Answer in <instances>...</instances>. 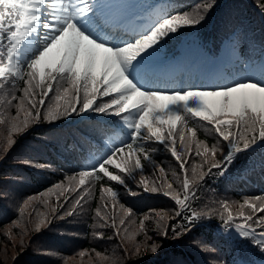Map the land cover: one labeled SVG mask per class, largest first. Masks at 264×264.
Returning <instances> with one entry per match:
<instances>
[{
	"label": "snow or ice",
	"instance_id": "obj_1",
	"mask_svg": "<svg viewBox=\"0 0 264 264\" xmlns=\"http://www.w3.org/2000/svg\"><path fill=\"white\" fill-rule=\"evenodd\" d=\"M134 7L135 4H116L110 0H0V125L8 126L6 149L14 143L13 133H21L41 119L54 122L89 111L114 115L119 118L116 128L126 139L111 142L108 150L90 168L79 171L78 182L76 175L67 177L69 183L75 182L71 191L77 195L73 197L74 203L65 197L67 203H72V208L65 211L64 216H73L76 209L82 207L88 188L79 192L77 189L89 180L106 177L108 181L124 185L130 195H136L127 187L126 179L135 180L136 174H140L139 185L144 191H162L178 207L175 216H183L186 221L178 230L175 225L165 223L173 218L168 211L150 210L156 212L161 236L167 237L171 227L173 238H180L192 231L200 217L218 213L229 228L233 227L234 220L239 219L241 222L234 225L237 238L251 241L254 247L264 252V196L244 198L241 202L221 201L219 210L197 212L189 205L190 200L198 198L194 185L213 175V169L217 170L216 175H224L237 154L264 145V63L261 64L259 80L249 77L223 87L170 92L142 87L138 66L159 46L162 38L180 28L195 26L204 17L199 9L194 13H165L150 6V23L129 28L128 12ZM211 7L210 3L203 5L204 10ZM260 7L264 9V3ZM117 31L122 34H116ZM18 80L23 82L19 89ZM17 91L21 93L19 96ZM53 91L54 97L49 95ZM99 97L109 99L98 103ZM50 99L55 103H48ZM11 108H15V115L11 114ZM189 116L206 121L219 137L211 146L205 141H196L195 155L203 159L200 165L192 164L191 178L187 174L188 161L182 158L184 154L191 158L192 138L197 134L195 128L189 127ZM177 134L183 153L176 147ZM153 139L164 145L179 162L183 179H180V173L172 171L179 189L167 179L165 169L153 162L150 152L156 149L149 150L145 144ZM224 142H227L226 146L221 147ZM142 160L159 170L162 188L149 186L143 175L147 165ZM25 163L31 164L29 161ZM203 165H209L207 171L202 170ZM109 166L118 172L110 171ZM53 188L61 189L63 185L58 183ZM66 191L69 189L63 188L60 195ZM100 191L111 197L115 207L119 194L104 185ZM36 199H26L19 208L20 213L23 215ZM101 200H104L103 195ZM107 207L105 202V210ZM119 208L123 215L118 223L115 214L110 220L108 215L102 214L100 207L95 209V214L104 221L101 226L112 227L117 236L123 231L125 240L132 242L124 254L139 256L142 247L157 252L156 243L141 245L135 241L136 233L121 228L126 223L125 218L132 215V209L123 204ZM185 210L190 211V215H184ZM51 212L54 218H64L56 215V207ZM149 218L145 216L139 221L140 231L145 230L144 220ZM48 223L49 220L40 219L34 223V231L39 232ZM201 247L211 251L206 245ZM78 255L84 257L86 251ZM96 256L108 259L99 252Z\"/></svg>",
	"mask_w": 264,
	"mask_h": 264
},
{
	"label": "trees",
	"instance_id": "obj_2",
	"mask_svg": "<svg viewBox=\"0 0 264 264\" xmlns=\"http://www.w3.org/2000/svg\"><path fill=\"white\" fill-rule=\"evenodd\" d=\"M250 2L256 5V9L250 7L246 0H156L151 5L155 10L165 13L177 11L194 13L199 9L204 17L195 26L180 28L176 33H169L163 37L157 54L160 56V53L172 52L171 57H175L187 43V40L181 36H185L184 34L193 28H197L196 35L199 39L206 35L207 39L216 37L223 40L226 37L224 33H228L229 40L234 41L231 42V46L237 57L232 59V62L224 64L223 68L221 65L213 68L206 75V78L213 76L211 83L197 84L206 86L205 89L217 88L216 85L211 87L212 84H219L215 79L217 74L222 72L223 76L229 79L233 74L238 73L236 64L243 66L248 60L256 65L258 57H264V16L257 12L259 8L264 14V9L260 7L264 0H250ZM205 3L212 4V7L204 10ZM149 12L150 6L145 14L144 26L150 23ZM237 26L240 31L232 35V31ZM156 59L159 60L158 64L161 62L159 68L172 73L175 79L183 70L186 72L190 68L189 63H185L183 58L179 62L173 58L167 63L164 58L156 57ZM16 83L17 89L23 87L22 81L18 80ZM177 87L178 83L175 80L169 84L167 90L174 91ZM186 87L190 89L191 86ZM20 94L17 91V95ZM49 95L54 97L55 92ZM10 112L15 115V108H11ZM79 115L73 114L63 118ZM57 120L60 123L56 125L48 124L49 122L41 119L38 122L40 125L31 127L25 134L13 133L14 143L7 149L8 126L0 125V264H113V262L114 264H240V262L245 263V259L252 257L253 254H262L259 248L251 244V241H238L234 226L229 228L225 225L218 213L200 217L192 227V231L180 238H173L171 227L168 228L167 237L161 236L156 212L150 210L168 211L173 218L166 220L165 223L175 225L178 230L181 225L186 224V221L183 216H175L178 207L173 200L164 196L162 191H144L143 186L139 185L140 174H136L135 180L130 177L126 179L127 187H130L136 195H130L124 185L108 181L106 177L101 180H89L86 185L77 189L79 192L84 187L88 188L82 207H78L73 216H64V212L72 208V203H67L65 197L73 201V197L77 195L76 192L71 191V188L75 187V182L69 183L67 177L76 175L78 182L79 171L90 168L95 163L99 157L87 161V152L101 151L99 136L106 132L107 127L95 118H80L74 123H61L60 118ZM189 127L195 128L197 134L192 138L191 158L189 159L187 154L182 158L188 161L187 174L191 178L192 164L200 165L203 159L195 155L196 141L202 140L211 146L217 143L219 137L206 121H199L189 116ZM121 139L126 137L120 136L119 141ZM145 144L149 150L156 149L150 152L153 162L165 169L167 179L179 189L180 185L172 176L173 170L180 173L179 162L164 145L154 139L146 141ZM226 144L227 142H224L220 146L225 147ZM176 147L179 152H184L178 134ZM219 156L220 153L217 154V158ZM142 162L147 165L143 175L149 186L162 188L159 170L143 160ZM36 165H45V167ZM208 167L209 165H203L202 170L207 171ZM109 170L118 172L111 166ZM212 172L213 175L205 177L203 181L194 185L198 198L190 200L189 205L197 212L208 209L219 210L221 201L241 202L244 198L264 196V145L254 146L251 151L237 154V158L228 166L224 175H216V169ZM180 179H183V173H180ZM58 183L69 191L60 195L63 188H53ZM101 185L110 186L119 194L115 207L111 197L107 193H101ZM29 197H37V199L31 202L22 215L19 208ZM105 202L108 205L106 210ZM120 204L132 209V215L125 218L126 223L121 228L126 227L129 233H136L135 241L141 245L156 243L157 252L152 253L150 249L145 250L142 247L141 255L126 256L125 249L130 248L132 242L125 240L123 231L117 236L112 227L101 226L104 221L96 216L95 209L100 207L102 214L108 215L110 220L115 214L118 223L119 217L123 215L119 208ZM53 207L57 208L56 215L63 216V219L54 218L51 212ZM233 210L235 211V207ZM184 215H190V211L185 210ZM145 216L151 218L144 220L145 230L140 231L139 221ZM40 219L49 220L50 223L36 232L34 223ZM239 222L241 221L237 219L233 224ZM201 245H206L211 251L203 250ZM81 251H86L84 257L78 255ZM97 252L108 259L98 258Z\"/></svg>",
	"mask_w": 264,
	"mask_h": 264
},
{
	"label": "rangeland",
	"instance_id": "obj_3",
	"mask_svg": "<svg viewBox=\"0 0 264 264\" xmlns=\"http://www.w3.org/2000/svg\"><path fill=\"white\" fill-rule=\"evenodd\" d=\"M118 1H121V0H110V2H112V3H115V2H118ZM125 1L127 2V4H135V5L137 6V5H139V1H140V0H125ZM148 2H150V0L146 1L145 3H148ZM145 3H143V5H144ZM135 8H136V7L131 8V9H132V10H135ZM119 32H120V31H117L116 34H118ZM184 54H185L186 56H188V57H194V58H196V59H202V58H205V56L203 55V53H202L200 50H198L197 48H195L194 50H192V51L190 52L189 44H187V47H186V50H185ZM152 61H153L154 64H156L157 62H159V60L156 59V58H154ZM160 64H161V62H160ZM251 75H255V71H251ZM48 103H55V101H54V99H51V101H48ZM60 103L63 104V101H60ZM28 107H30V106H28ZM66 117H67V116H66ZM22 118H23V113H21V119H22ZM48 124H53V123H48ZM106 144H107V143H106ZM107 147H109L108 144H107ZM234 225H235V224H233V226H234ZM236 239H237L238 241H241V242L245 241V240H243V239H239V238H237V236H236ZM247 258H254V257H247Z\"/></svg>",
	"mask_w": 264,
	"mask_h": 264
}]
</instances>
